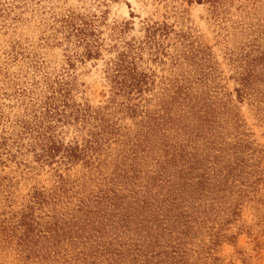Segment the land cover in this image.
<instances>
[{
  "label": "rangeland",
  "instance_id": "obj_1",
  "mask_svg": "<svg viewBox=\"0 0 264 264\" xmlns=\"http://www.w3.org/2000/svg\"><path fill=\"white\" fill-rule=\"evenodd\" d=\"M0 264H264V0H0Z\"/></svg>",
  "mask_w": 264,
  "mask_h": 264
}]
</instances>
